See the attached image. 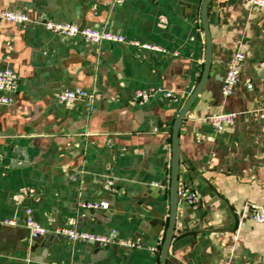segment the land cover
<instances>
[{
	"label": "crops",
	"instance_id": "1",
	"mask_svg": "<svg viewBox=\"0 0 264 264\" xmlns=\"http://www.w3.org/2000/svg\"><path fill=\"white\" fill-rule=\"evenodd\" d=\"M201 2L0 0L30 19L0 20V69L18 76L13 101L0 103V264L159 263L173 122L205 61ZM44 19L104 28L163 51L62 37ZM207 21L209 75L179 129V187L196 191L200 204L178 200L166 264H264V223L246 216L249 204L264 209V6L209 0ZM237 51L239 81L224 96L222 77ZM76 87L94 92L91 112L80 101H58L61 89ZM144 89L155 94L141 102L134 94ZM219 112L237 116L215 131L205 117ZM27 207L47 234L29 236ZM58 226L114 229L141 246L71 242L52 233Z\"/></svg>",
	"mask_w": 264,
	"mask_h": 264
},
{
	"label": "built area",
	"instance_id": "2",
	"mask_svg": "<svg viewBox=\"0 0 264 264\" xmlns=\"http://www.w3.org/2000/svg\"><path fill=\"white\" fill-rule=\"evenodd\" d=\"M121 3L125 0H114ZM251 5L262 7L264 6V0H246ZM0 20H5L13 23H27L30 22L29 17L22 11L7 9L0 7ZM49 31L58 34L62 37H77L80 36L88 41L94 43H100L102 41L128 43L137 48L147 49L151 51H163V48L153 45L147 42H141L138 40L126 39L123 35L115 33L111 30H107L99 27H80L79 25L71 22H57L51 19H44L38 21ZM243 53L240 51L235 52L228 62L221 82V92L224 96L231 95L234 87L239 81V76L242 68ZM260 66L264 67V59L261 60ZM17 73L9 68L5 67L0 69V103L9 104L13 101V91L17 82ZM245 86L247 88L252 87L250 79L245 80ZM162 95L170 102L178 100V96L171 90H163ZM155 91L152 89L136 91L134 96L139 98V101H147L150 97L154 96ZM57 99L60 103L73 104L80 101L84 103L86 109L91 112L93 110L94 92L84 88H65L61 89L57 93ZM235 112H219L211 114L205 117L215 131H220L224 125L230 124L236 118ZM258 116L260 119H264V106L259 110ZM113 182L108 181L105 188L110 190ZM178 200H184L185 202L193 205L200 204V196L194 190H189L184 186L178 187ZM83 206L88 208H106L107 202H92L87 201L83 203ZM25 226L29 232L31 238H37L43 236L49 232V230L37 222L32 216V209L27 207L25 209ZM246 216L257 223H264V209L253 204H249L246 211ZM7 224H15L14 219L6 220ZM53 234L60 235L67 238L69 241H91L99 244H116L119 246H125L129 248L140 247L141 243L131 240H124L119 238L114 229H110L106 234H97L84 230H79L71 226H58L52 230Z\"/></svg>",
	"mask_w": 264,
	"mask_h": 264
},
{
	"label": "water",
	"instance_id": "3",
	"mask_svg": "<svg viewBox=\"0 0 264 264\" xmlns=\"http://www.w3.org/2000/svg\"><path fill=\"white\" fill-rule=\"evenodd\" d=\"M209 0H202L200 7L201 14V23L205 36V61L203 66V71L200 76L199 81L191 91V93L185 99L180 111L174 119L172 133H171V163H170V182H169V214L167 227L165 235L163 237L160 251H159V263L166 264L167 253L169 248V243L173 237L176 215H177V206H178V187H179V129L181 122L190 108L195 97L199 93L200 89L204 85L207 77L209 75V70L211 66L212 59V48H211V36L209 32V26L207 21V10H208Z\"/></svg>",
	"mask_w": 264,
	"mask_h": 264
}]
</instances>
